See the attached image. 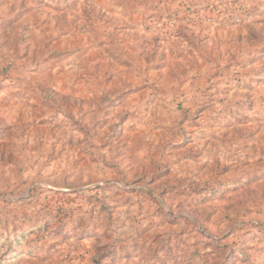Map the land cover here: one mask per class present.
I'll use <instances>...</instances> for the list:
<instances>
[{
    "label": "rangeland",
    "instance_id": "1",
    "mask_svg": "<svg viewBox=\"0 0 264 264\" xmlns=\"http://www.w3.org/2000/svg\"><path fill=\"white\" fill-rule=\"evenodd\" d=\"M0 264H264V0H0Z\"/></svg>",
    "mask_w": 264,
    "mask_h": 264
}]
</instances>
